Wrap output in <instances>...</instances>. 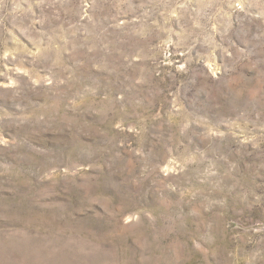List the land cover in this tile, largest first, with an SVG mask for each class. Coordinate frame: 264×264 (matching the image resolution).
Returning <instances> with one entry per match:
<instances>
[{
    "label": "rangeland",
    "instance_id": "obj_1",
    "mask_svg": "<svg viewBox=\"0 0 264 264\" xmlns=\"http://www.w3.org/2000/svg\"><path fill=\"white\" fill-rule=\"evenodd\" d=\"M0 264H264V0H0Z\"/></svg>",
    "mask_w": 264,
    "mask_h": 264
}]
</instances>
